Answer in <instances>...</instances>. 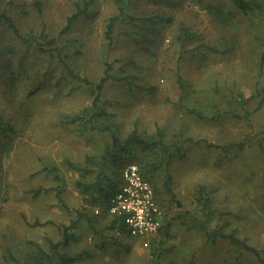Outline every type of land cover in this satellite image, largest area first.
Returning <instances> with one entry per match:
<instances>
[{"label": "rangeland", "instance_id": "obj_1", "mask_svg": "<svg viewBox=\"0 0 264 264\" xmlns=\"http://www.w3.org/2000/svg\"><path fill=\"white\" fill-rule=\"evenodd\" d=\"M79 2L0 0V6L22 32L37 37L57 33ZM95 4L98 14L78 18L57 46L91 80L103 75L105 58L114 63L116 77L130 75V86L110 79L101 91L123 135L135 129L152 136L160 128L174 144L163 149L130 143L111 158L108 133L71 119L89 108V87L62 74L56 54L26 50V42L0 27V47L14 51L0 76V264L8 248L18 252L29 241L46 247L48 239H61L63 225L75 235L72 252L92 251L82 264H263L225 239L208 237L193 211L196 187L204 183L221 212L216 221L225 219L224 230L237 229L264 256V107L257 108L264 15L243 14L229 0H131V15L171 21L135 26L125 16L108 45L105 24L118 5ZM181 23L197 37L180 57L175 37ZM178 69L187 80L184 93L175 82ZM130 164L160 210V226L150 233L119 228L118 220L111 222L119 217L109 212L111 198L108 206H91L78 186L104 170L119 172L123 182Z\"/></svg>", "mask_w": 264, "mask_h": 264}, {"label": "trees", "instance_id": "obj_2", "mask_svg": "<svg viewBox=\"0 0 264 264\" xmlns=\"http://www.w3.org/2000/svg\"><path fill=\"white\" fill-rule=\"evenodd\" d=\"M131 0H116L118 5V11L115 15L108 18L105 24L104 39L108 45H111L114 40V30L116 24L125 16L129 19L130 24L135 26H143L145 22L158 20L159 22L171 21L169 16L154 15L151 17H136L127 12L128 5ZM230 4L243 14H248L254 11L260 12L264 15V0H229ZM95 0H80L74 7L73 12L67 17L65 25L53 36H48L43 31L37 37L33 33H24L19 29L15 18L4 7L0 6V27H7L19 40L26 42V50L37 49L41 53L56 54L52 55L56 62L60 65L61 73L65 74L81 84L89 87L93 93V98L89 108L85 109L83 115L77 114L71 116V119L82 118L86 127L100 132L108 133L111 139V149L109 150V156L114 160L117 159V155L120 151L126 150L130 143H136L142 145L144 148L158 147L165 148L167 145L174 143L164 140V132L162 129H157L152 136L145 132H138L135 129L128 134L123 135L119 123L116 121L114 113L107 108V100L103 98L101 92L104 85L110 80L123 79L125 83L130 86V75H123L116 77V70L114 63L105 58V67L103 75L98 80H91L87 75L79 72L74 68L66 59L69 57L63 52V47L57 46L56 42L60 36L70 30L73 23L78 18H90L96 16L97 10L95 8ZM36 9L39 15L42 13L39 2H36ZM137 22V23H136ZM146 26V25H145ZM197 35L189 27L184 24H180L176 33V41L180 46V57L185 50L187 42L196 39ZM13 48L10 46L0 47V76L9 68V55L12 54ZM179 57V58H180ZM257 76L258 78L263 75L264 67V46L257 61ZM175 82L177 87L182 93L186 92L187 80L184 78L180 70L176 72ZM152 90V88H150ZM257 108L264 107V82L261 85V90ZM242 96V95H240ZM253 96L242 98L243 103ZM241 99V97H240ZM192 111V110H191ZM5 121L0 116V131L4 129ZM209 146L216 148H222L218 144L206 143ZM68 164L76 169L81 170L82 167L79 164L68 161ZM168 176V175H167ZM119 177V172H109L107 170L99 171L95 174L94 178L90 181H78V186L85 194L88 204L91 206H108L109 199L120 189L122 182ZM169 177V176H168ZM167 177V178H168ZM170 191V187L168 188ZM36 190L34 194H38ZM195 209L193 211L196 224L208 233V237H219L225 239L229 244L242 251L250 252L260 262L264 264V256L261 255L259 249L249 244L245 238H241L237 235V229L224 230V223L220 224L216 221L217 214H221L218 208L212 203V198L207 186L204 183L197 185L195 194ZM108 208V207H107ZM108 215V213H106ZM80 216H83L80 214ZM118 220L119 228L125 229V224L122 217H114L111 222L114 223ZM67 225H63L61 239L54 241L48 239L47 246L44 247L38 242L29 241L19 249L18 252L6 249V253L3 257L4 264H82L84 258L92 255L91 249L83 248L79 251L72 252L70 247L72 240H75L74 233H69Z\"/></svg>", "mask_w": 264, "mask_h": 264}, {"label": "built area", "instance_id": "obj_3", "mask_svg": "<svg viewBox=\"0 0 264 264\" xmlns=\"http://www.w3.org/2000/svg\"><path fill=\"white\" fill-rule=\"evenodd\" d=\"M120 189L111 197L109 212L122 217L132 234L150 233L160 226V210L155 205L151 190L142 180L135 164L123 170Z\"/></svg>", "mask_w": 264, "mask_h": 264}]
</instances>
